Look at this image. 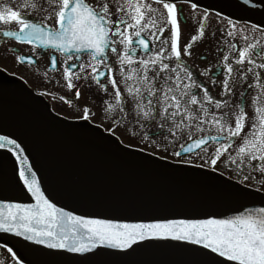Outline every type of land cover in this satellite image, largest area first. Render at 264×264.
I'll return each mask as SVG.
<instances>
[{"label": "snow or ice", "instance_id": "obj_1", "mask_svg": "<svg viewBox=\"0 0 264 264\" xmlns=\"http://www.w3.org/2000/svg\"><path fill=\"white\" fill-rule=\"evenodd\" d=\"M256 13L261 19L253 20ZM190 21L185 41L182 24ZM0 25H15L0 31L11 46L30 49L13 55L14 65L35 64L40 48L53 50L48 67L71 94L58 99L82 122L68 127L149 164L171 166V158L218 173L214 179L227 174L223 195L239 201L198 217L77 214L42 190L23 141L9 132L0 135V157H15L12 180L34 202L0 189V233L32 242L27 246L40 258L86 260L105 247L127 257L139 241L162 240L186 242V252L199 258L171 264H264V0H227L218 10L199 0H0ZM206 41L214 45L211 60L200 49ZM195 60L198 72L188 63ZM7 83L0 67V86ZM248 90L254 95L246 105ZM0 247L11 257L0 264H25L15 245L3 240Z\"/></svg>", "mask_w": 264, "mask_h": 264}, {"label": "water", "instance_id": "obj_2", "mask_svg": "<svg viewBox=\"0 0 264 264\" xmlns=\"http://www.w3.org/2000/svg\"><path fill=\"white\" fill-rule=\"evenodd\" d=\"M199 2L201 6H215L218 10L227 0ZM225 11L234 10L226 8ZM251 15L253 20L261 19L258 13ZM0 113L4 116L0 135L12 132L20 136L21 147L26 149L24 154L29 156V164L37 172L42 190L58 207L81 215L97 213L104 218L135 220L198 217L238 206L236 198L223 195L226 176L214 179L218 173L206 175V169L196 170L171 161H168L171 166L149 164L140 156L115 153L107 143L68 127L82 122L52 112L40 95L14 76L8 75V83L0 86ZM14 167H19L14 156L0 157V189L20 202H34L26 190L12 180ZM3 240H7L9 246L15 245L14 251L25 258V264L28 260L38 264L48 261L57 264H171L176 260L199 259L186 252L182 247L186 242L182 241H139V246L134 245L135 251L127 257L118 255L121 250L105 247L101 255L78 260L73 258L74 254L36 257L27 246L32 242H25L23 237L14 234L0 233V244Z\"/></svg>", "mask_w": 264, "mask_h": 264}, {"label": "flooded vegetation", "instance_id": "obj_3", "mask_svg": "<svg viewBox=\"0 0 264 264\" xmlns=\"http://www.w3.org/2000/svg\"><path fill=\"white\" fill-rule=\"evenodd\" d=\"M192 23L193 22L190 21L189 25L182 24V28L184 29L185 41L189 37V33L187 29ZM9 28H11V30H15V25H11V26L0 25V31L8 30ZM11 45H13L12 38H4L0 36V67L5 68L8 72L17 74L23 79H25L30 84V86L37 92L39 93L47 92L48 94L44 96L49 101L54 111L62 115H65L67 117H73L72 113L68 111V106L66 104H63V102L58 99V97L62 94H66L69 96L71 94L66 93L63 89H60L56 86V80L59 76V73L50 69L47 64L49 54L53 50L40 48L39 51L42 52L43 55L39 59H37L35 64L32 65L25 64L23 66H19V65H14L12 63V56L19 54V52L29 53L30 49L24 45H19V46H11ZM221 47L223 49V46ZM213 48L214 45L208 44L207 41L205 42V44L200 45V49L204 50L208 54L209 60L213 59V55H214ZM5 49H7V51ZM223 54H224V50L220 52V55ZM109 55L111 56L110 53ZM188 63L192 66L194 70H196L197 72L199 71L201 66L200 60L189 61ZM45 72H47V76L53 78L51 83L48 82L47 77L45 76ZM217 75L220 76L222 75V73H217ZM201 79H205V78L201 77ZM218 91H219L218 87L213 88V92H218ZM253 95H254V90L247 91V95L245 96L246 105L253 98ZM117 136L125 143H129V141L126 138H124L120 134V132H117ZM3 259H8L10 261L11 257L9 254L6 253L5 249L0 247V260Z\"/></svg>", "mask_w": 264, "mask_h": 264}]
</instances>
